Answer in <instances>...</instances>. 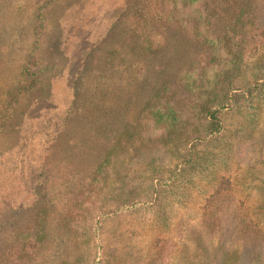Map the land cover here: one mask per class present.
Instances as JSON below:
<instances>
[{"label": "trees", "instance_id": "16d2710c", "mask_svg": "<svg viewBox=\"0 0 264 264\" xmlns=\"http://www.w3.org/2000/svg\"><path fill=\"white\" fill-rule=\"evenodd\" d=\"M59 1L49 0L40 6V27H46L47 9ZM90 1L103 7V0H83L78 4V10L85 9ZM254 6L253 0L122 2V10L126 7L123 13H127L123 18L128 26L125 41L136 43L139 54L152 56L163 49L166 31L170 29L204 49L209 57L190 62L172 77L159 71L163 78L160 77L162 80L157 88H153L155 81L149 75L147 82L153 88L152 93L136 121L128 122L122 130L115 128L114 122L112 130L119 131V135L93 167L95 176L83 187L88 188L81 202L75 203L64 219L67 230L76 235L85 248L86 254L79 264H127L125 257L114 254V244L127 231L143 233L152 253L151 264H173L177 247L188 232V220L199 212L214 209L220 214L224 200L236 190V181L223 169L225 163L218 153V149L232 140L224 142L232 133L233 123L229 124L228 117L238 114L254 117L264 113V52L254 61L244 57L247 49L264 39V35L252 32L249 19L256 13ZM94 10L91 20H106L105 12ZM90 32L93 33V29ZM44 36L43 32L35 31L32 59L23 70L24 82L10 103L0 133L4 131L3 125L18 114L16 106L23 98L41 90L43 76L38 71L36 55ZM134 53L137 56H132V63H129L130 57L127 61L130 67L127 66L126 71L131 75V67L138 66V59L144 57ZM121 61H125L123 56H105V60L103 56L102 62L109 67L95 71L100 80L88 92L95 96L94 99L87 100L99 103L107 97L109 91L104 89L110 78L107 70L116 74L124 68ZM162 71L166 74V70ZM46 103L37 100L23 112L22 121L32 126L45 124L43 138L50 140L47 129L56 128L53 117L57 118L58 114L48 112ZM28 131L24 130L15 147L0 156V167H3L0 171V215L6 211H14L20 216L26 212L37 213L35 224L28 227L29 233H19L4 254L10 264H24L33 259L54 226L50 218L51 204L46 197L42 198L48 190V178L46 171L37 166V163L46 164L47 161L36 159L31 148L37 136ZM42 143L43 147L39 149L44 155L48 142L42 140ZM159 145L181 147L174 171L169 177H155L142 192L130 190L127 185L133 174H129V169L139 152ZM110 176L114 181L105 180L102 189V178ZM17 179L20 183L15 185ZM263 203H258L260 208H264ZM211 220L215 219L212 217ZM238 258V254L229 255L227 262ZM227 264H237V261Z\"/></svg>", "mask_w": 264, "mask_h": 264}, {"label": "rangeland", "instance_id": "374dc122", "mask_svg": "<svg viewBox=\"0 0 264 264\" xmlns=\"http://www.w3.org/2000/svg\"><path fill=\"white\" fill-rule=\"evenodd\" d=\"M47 1L0 0V126L24 82L23 70L32 59L35 31L45 35L36 55L38 71L43 76L41 90L23 98L16 106V117L3 125L0 156L14 148L17 138L24 130H29L37 136L31 148L36 159L47 161L46 164L37 163V166L46 171L48 178V190L42 198L46 197L51 204L50 218L54 226L39 253L24 264H79L86 251L77 236L67 230L64 219L71 207L81 202L88 188L83 187L95 176L93 167L119 135V131L112 130L114 122L115 128L121 129L128 122L136 121L152 93L150 90L157 88L163 78L159 71L172 77L179 68L209 56L187 37L170 29L166 31L163 49L152 56L139 54L136 43L125 41L128 26L123 21L127 14L123 13L126 7L121 8L124 0H103V7L90 1L81 10H78V4L83 0H61L47 9L46 27L42 28L38 19L39 9ZM253 1L256 13L249 19L252 32L264 35V0ZM94 8L97 12L102 10V14L105 12L106 20H91ZM252 46L244 56L249 61L262 57L264 39ZM134 51L144 57L138 59V66L131 67V75L126 69L130 67L128 58L132 63V56H137ZM103 56L104 60L105 56H123L125 61L121 64L124 68L116 74L107 70L110 78L104 89L109 91L106 94L108 100L105 96L99 103H91L89 100L95 96L88 95V92L100 80L99 73L95 71L109 67L102 62ZM162 70H166V74ZM149 75L155 81L153 88L147 82ZM37 100L47 102L48 112L58 114L57 118L53 117L56 128L47 129L51 134L50 140L43 138L45 124L32 126L22 121L23 112ZM239 115L228 117L229 124L233 123L232 133L224 142L232 140H228L229 145L226 143L218 149L225 163L223 169L236 181V190L224 200L220 214L214 209L199 212L188 220V232L177 247L173 264H227L236 261L237 264H264V208L258 204L264 202V113L254 117ZM42 140L48 142L44 155L39 149L43 147ZM180 149L159 145L140 151L129 169L133 177L129 175L132 179L128 188L142 192L155 177H169L175 169ZM2 169L0 167V171ZM100 175L96 176L100 178ZM105 180L114 181L111 176L103 177L102 189ZM19 183L17 179L14 184ZM6 212L0 215V264H10L4 254L19 233H29L28 227L35 224L37 215L36 212H26L21 216L14 211ZM19 217H22L21 222ZM114 249V254L125 257L127 264H151L152 253L140 231L121 234ZM232 254H238L240 258L227 262V256Z\"/></svg>", "mask_w": 264, "mask_h": 264}]
</instances>
